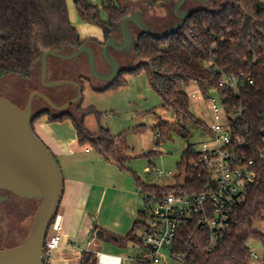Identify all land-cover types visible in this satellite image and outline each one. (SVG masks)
I'll use <instances>...</instances> for the list:
<instances>
[{
    "label": "trees",
    "instance_id": "obj_1",
    "mask_svg": "<svg viewBox=\"0 0 264 264\" xmlns=\"http://www.w3.org/2000/svg\"><path fill=\"white\" fill-rule=\"evenodd\" d=\"M210 1V8L192 9L185 24L175 34L163 39H154L137 30L131 50L137 64L126 70L121 69L120 75L112 83L94 90L104 92L113 84L121 87L125 82L119 78L124 74L144 72L150 89L158 95L163 106L171 111L177 121L202 125L190 111L189 98L183 92L184 88L195 84L206 95L208 90L217 85L218 78L214 74L216 68L227 73L244 71L251 75L254 83L247 92L240 96L231 95L230 99L235 105L244 108L247 122L258 134L264 129V3L258 0ZM66 2L67 0H0V80L16 77L30 81L37 74L39 77L40 56L43 52L66 54L85 45H96L101 50L110 37L118 34L120 21L136 12L138 7L167 8L176 0H102L101 8L88 0H74L80 21L99 28L103 36L102 42L80 38L70 22ZM102 13L105 14V20L102 19ZM82 57L83 62H78L80 70L84 63L87 69L85 56ZM50 59L57 61L55 58H48V62ZM97 61L99 62L98 58ZM107 70L108 66L105 71ZM82 80L93 83L90 74L89 77L83 74L77 77V83L81 87ZM8 100L10 101L9 98ZM92 114L97 115L92 109L87 112L77 111V116L69 111L59 113L49 108L42 109L33 114L31 125L33 129L34 123L42 117H47L50 122L71 120L78 145H89L105 162L116 165L121 171L126 170L125 165L129 159L119 155L109 131L99 127L97 134H91L85 127L84 118ZM176 126L160 124L155 130L158 139L165 138ZM159 140L157 145L161 143ZM154 155L155 152H150L145 156ZM193 157L188 144L177 165L175 185L144 184L135 177L136 190L142 196L157 199L172 193L185 194L193 184L201 182L188 166ZM149 169L152 170V166ZM257 172V180L246 194L245 203L239 211L238 224L232 228L218 250L207 253L202 231L196 232L192 237L195 228H190L178 232L169 256L174 259L177 254H186L188 258L184 264H249L247 243L255 241L264 245V236L254 231L255 224L262 222L264 213V166L259 165ZM182 174L183 183L179 184ZM138 214L139 220L133 223L122 241L141 246L143 243L139 232L144 216L142 211ZM136 263L147 264L139 259ZM80 264H97L95 255L84 253Z\"/></svg>",
    "mask_w": 264,
    "mask_h": 264
},
{
    "label": "rangeland",
    "instance_id": "obj_2",
    "mask_svg": "<svg viewBox=\"0 0 264 264\" xmlns=\"http://www.w3.org/2000/svg\"><path fill=\"white\" fill-rule=\"evenodd\" d=\"M92 5L101 8L102 0H88ZM137 0H135L136 2ZM177 1V0H176ZM260 3H264V0H258ZM74 0H67V9L70 14V22L73 27L76 28L78 34L82 38L97 37L102 34L101 30L94 26L83 24L78 18L76 9L74 7ZM210 0H186L183 5V9L190 10L195 8H210ZM171 6L169 7H157L154 9L137 8L136 12L142 13V18L149 28L157 32H163L177 22L176 18L171 14ZM102 19L105 20V14L102 13ZM133 35L138 33L137 29L133 25L130 26ZM117 35V34H116ZM97 53V58L100 62V48L96 45L93 46ZM113 53V52H112ZM122 69L133 67L137 64V61L133 55V52L129 53H113ZM84 60V57H80L79 61ZM49 71L47 70V77L49 80H73L77 82V74H61L57 75L55 70L62 69L66 66H71V62H61L50 59ZM83 75L89 77L86 71V65L84 63ZM57 77V78H54ZM75 79V80H74ZM119 80L124 81V85L121 87L113 84L108 90L104 92H96L94 88L102 89L107 86V83L101 81H93L89 83L82 80V98L81 101L69 108V112L74 116H77V111L87 112L92 109L97 115H90L84 118V125L91 134H97L99 127L107 129L111 136L115 140L119 155L129 159L125 165L124 171H121L116 165L105 162L100 155H98L89 145H86L88 151L91 154L85 155L82 163L78 166H73L70 169L62 170V162L56 160L62 174L64 176H71L76 178L78 176L89 179L92 177L94 180L105 183L110 187H114L120 194L135 189V177L139 178L144 184H152L158 186H173L175 185V177L178 175L177 165L180 162L182 153L187 145H194L197 149L202 148L211 135L208 133L207 128L212 123L211 113L209 109V101L207 98H203L198 87L195 84H191L187 88H184L183 92L188 96L190 102V111L196 117L202 125L195 123L183 124L175 119L171 111L166 109L158 95L153 92L149 85L148 80L144 72H134L130 74H124ZM43 89L40 87L38 74L30 81H23L16 77H8L0 80V92L4 93L7 98L14 101L20 108H23L29 95L33 91H40ZM48 94L54 96L59 92H63L65 97H55V101L62 103L64 98L74 97L72 94H76L75 90L69 86H63L58 88H46ZM44 93V92H43ZM211 98H217L215 92H211ZM71 98V99H72ZM48 109L44 102L38 98L33 100L32 112L37 110ZM77 110V111H76ZM55 114V113H54ZM162 123L169 125H177L175 129H171L168 135L164 138L158 139L156 127ZM186 137H185V136ZM157 140L161 143L157 145ZM150 152H155L156 155L146 157ZM56 159V158H55ZM152 166V171L147 172L149 167ZM156 171L162 172L163 175L160 178L156 177ZM171 172L172 176H167V173ZM183 174L179 179V184L183 183ZM136 200L137 210L142 211V195L138 193ZM39 202L37 200H31L25 205L31 208V215L27 219L26 223L20 225L15 216L9 217V224L11 226V233L14 239L11 241V237L7 231V241L10 243L22 241L27 235L32 216L37 208ZM18 225L20 227H18ZM6 229V228H5ZM254 229L264 233V222L256 223ZM6 232V231H5ZM17 242V244H18ZM12 244V245H13ZM16 244V243H15ZM249 247L260 257L264 258V245L261 243L251 241ZM161 260L166 264H184L183 262L176 261L169 256L168 252L160 253Z\"/></svg>",
    "mask_w": 264,
    "mask_h": 264
},
{
    "label": "built area",
    "instance_id": "obj_3",
    "mask_svg": "<svg viewBox=\"0 0 264 264\" xmlns=\"http://www.w3.org/2000/svg\"><path fill=\"white\" fill-rule=\"evenodd\" d=\"M214 74L218 78L216 87L206 95L200 92L209 101L212 123L207 131L211 138L202 148L190 145L194 157L188 166L201 182L193 184L185 194L172 193L159 199L142 196L144 219L139 236L147 249L141 260L147 264H161L160 253H169L178 232L190 228H195L192 237L202 231L207 253L218 250L238 224L246 194L257 180L258 166H264V129L257 134L247 122L244 108L230 99L231 95L247 92L254 83L253 78L244 71L227 73L218 68ZM211 92L217 98H211ZM162 175L156 171L157 178ZM167 176L172 173L168 172ZM62 237L63 228L55 220L45 238L44 264H48L50 255L59 248ZM246 246L249 264H264V258L249 243ZM187 258L186 254H177L174 259L184 263Z\"/></svg>",
    "mask_w": 264,
    "mask_h": 264
},
{
    "label": "water",
    "instance_id": "obj_4",
    "mask_svg": "<svg viewBox=\"0 0 264 264\" xmlns=\"http://www.w3.org/2000/svg\"><path fill=\"white\" fill-rule=\"evenodd\" d=\"M186 0H177L171 5V13L178 19L170 28L157 32L147 26L141 12L124 17L118 27V36L110 37L100 50V58L108 66L107 72L97 69L96 53L85 45L73 52L62 54L43 52L40 56L39 81L42 88L69 86L76 90L73 99L56 105L43 92L33 91L23 108L0 96V192H9L25 200L39 202L32 216L27 235L16 246L0 250V264H43V247L51 223L56 218L64 193V177L50 150L41 142L32 129V104L35 98L44 102L52 111L67 113L68 108L78 104L83 88L73 80H49L48 58L75 62L85 56L87 69L93 81L112 83L121 73L119 61L112 55L129 53L134 45L133 25L139 32L154 39H163L175 34L192 14L182 10ZM86 244L83 246L85 249Z\"/></svg>",
    "mask_w": 264,
    "mask_h": 264
},
{
    "label": "crops",
    "instance_id": "obj_5",
    "mask_svg": "<svg viewBox=\"0 0 264 264\" xmlns=\"http://www.w3.org/2000/svg\"><path fill=\"white\" fill-rule=\"evenodd\" d=\"M80 38L103 41L102 34ZM83 67L78 77L84 74ZM106 67L102 60L97 61L99 70H106ZM33 130L56 160L62 162L63 171L80 165L85 155L91 154L90 147L78 145L71 120L50 122L47 117H42L34 123ZM137 198L135 189L120 194L114 187L92 177L64 176V193L55 219L63 228V237L48 264H80L86 252L95 255L97 264H137L138 259L142 261L147 249L122 241L133 223L139 220L141 211L137 210ZM161 264L166 263L161 260Z\"/></svg>",
    "mask_w": 264,
    "mask_h": 264
},
{
    "label": "flooded vegetation",
    "instance_id": "obj_6",
    "mask_svg": "<svg viewBox=\"0 0 264 264\" xmlns=\"http://www.w3.org/2000/svg\"><path fill=\"white\" fill-rule=\"evenodd\" d=\"M181 9L185 10V9H183V7ZM190 10L192 11V9H190ZM176 21L178 22V19ZM131 32H132V30H131ZM117 36H118V34H117ZM88 46H90L91 48L94 49L93 45H88ZM112 52L115 53V54H118V53L114 52L113 50H111V53ZM113 53H112V55H113ZM79 58L75 62H72L71 66L55 70V73L57 75H61V74H70V75H72V73L77 74V72H79V70H78L79 69V65H78L79 64L78 63L79 62ZM96 59H97V56H96ZM98 71L107 72L108 70L105 71V70H99L98 69ZM54 78H57V77H54ZM76 80H77V78H76ZM40 87H42L41 84H40ZM47 91L48 90H46L45 88L41 89V92H44V94L47 97H49V99H51L56 105H59V106L63 105L64 103H66L67 101L71 100V98H72V96L71 97L69 96L67 98H64L62 103H58V102L55 101V97H65L64 93L63 92H59L58 94L54 95L55 96L54 97V96H51L50 94H48ZM72 95L75 97L74 94H72ZM0 96L6 98L2 94H0ZM11 102L14 103L15 105H17L14 101H11ZM71 107H69V108H71ZM69 108H68V110H69ZM29 201H31V200H25V199L18 198L17 196H15V195H13V194H11L9 192H6V191H1L0 192V250L5 249V248L14 247V246L18 245L21 242V241L18 242V240H17L13 244V243H10V240L7 241V231H8L9 236L11 237V241L13 242L14 240H16V238L14 239V237L12 236L13 233H11V227L13 225L7 226V223L9 224V222H8L9 217L13 218V216L16 217V219L18 221V224H19V222H20V225H23L24 223H26L27 219L31 215V208H29V207H27L25 205ZM18 227H20V226L18 225ZM17 242H18V244H17Z\"/></svg>",
    "mask_w": 264,
    "mask_h": 264
}]
</instances>
